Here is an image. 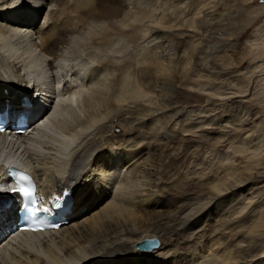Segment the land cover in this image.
<instances>
[{
  "label": "bare ground",
  "instance_id": "1",
  "mask_svg": "<svg viewBox=\"0 0 264 264\" xmlns=\"http://www.w3.org/2000/svg\"><path fill=\"white\" fill-rule=\"evenodd\" d=\"M103 1L30 0L32 7H28L19 5L16 0H0V66L8 70L7 74H0V108L7 109L10 114L16 111L30 112L31 119L36 118L30 134L13 138L0 134V150L5 151L10 147L7 155L0 153V176L4 164L13 163L32 170L45 194H61L63 189L72 190V211L68 214L70 222L59 230L21 232L0 249V264H201L204 250L199 252L191 248V245L201 240L200 237H206L197 226L210 206L215 204L216 209H219L223 193L233 187L232 183L230 188L218 184L205 187V201L197 205L194 202L184 210L180 209L178 199L173 198L176 194L159 193L161 158L174 147L175 141L162 130L155 113L172 109L179 102H183L186 107H194L202 102L201 105H206L209 98L203 95L204 99L193 100L190 98L195 91L193 88H182L177 85L178 82L170 80L165 73L168 64L164 63L163 54L158 55L159 58L150 67V74L140 81L142 86L149 85L157 96V102L149 108L141 103L134 104L137 101L131 94L134 93L131 92L132 81L128 77L123 78L118 72L121 70L124 73L129 62H116L114 54H109L99 63H94V58L90 61L87 59L86 64L92 70L89 73L87 71L86 79L84 67L82 71L76 68V64H72L67 56V50L74 45L72 43H75L77 34L88 33L87 38L96 49L114 47L118 41L115 36L123 35L126 42L127 39L132 41V37L135 38L132 32L135 24L128 21L130 19L122 18L123 22L119 23L128 8V1ZM46 8L44 21L40 23L38 20ZM98 22L105 23L103 29L97 30L96 27L94 33L87 32L92 23ZM204 31L202 36H206V39L218 42L224 39V32L218 27L204 28ZM156 32L164 34L161 29ZM15 36L26 38L28 49L21 52L16 45L5 44ZM170 51L164 52L169 61L172 56ZM31 58L35 59L34 63ZM23 61H28L25 71L20 64ZM104 71L113 76L109 77L110 82L106 83L105 88V83H102L107 79L102 77ZM68 76L71 82H66ZM79 78L81 85L90 89L89 94L83 88L79 90ZM29 84L33 87L32 92ZM60 85L62 89L58 88ZM92 93L98 101L101 99L103 106L97 108L95 113L92 111V117L84 121L77 113L79 100L91 103V98L94 99ZM32 95L46 97L43 106L34 104L35 97ZM54 95L58 96V100L52 105ZM25 97L32 106L23 105ZM40 115L42 117L37 120ZM71 119L77 121L78 127L70 125ZM130 119L139 120L137 124L141 125L144 122L151 124L143 137L151 136L152 140L147 137L138 139L134 131L139 128L126 125ZM46 126L53 133L41 132ZM116 127H121V133H115ZM89 129L93 130L86 133ZM133 136L139 142L137 149H126V146L114 151L118 149L117 143L124 145L131 142ZM30 142H37L36 151L31 153V157L27 155L31 160L38 157L35 162L22 159V152L18 155V147L25 146L26 152H30L33 148H30ZM13 149L16 151L13 152ZM144 155L147 157L144 158ZM135 158L137 161L143 159L139 166L133 167V174L141 179L143 185L141 189L131 191L130 197L123 199L120 194L112 192L110 184H122L126 175L121 178L119 167L123 161L128 163ZM236 182V187H239L244 181L240 179ZM3 195L0 193V204L3 203ZM5 199L16 202L14 196ZM14 216L13 207L0 215V235L11 226ZM186 226L193 231L188 237H182V232L186 231L182 229ZM244 237L247 244L237 246L232 255L227 256L223 251L221 264H257L264 259L262 234L251 232ZM146 238H158L160 245L149 251L139 249L138 244Z\"/></svg>",
  "mask_w": 264,
  "mask_h": 264
},
{
  "label": "rangeland",
  "instance_id": "2",
  "mask_svg": "<svg viewBox=\"0 0 264 264\" xmlns=\"http://www.w3.org/2000/svg\"><path fill=\"white\" fill-rule=\"evenodd\" d=\"M127 1L128 8L120 19H130L128 21L135 24L134 31L132 30L135 38L132 37V41L127 39L126 42V38L119 35L115 36L118 41L116 40L114 47L96 49L91 46L87 38L88 33L77 34L75 43H72L76 46L73 45L67 50V56L72 64H76V68L82 71L84 67L86 79L92 70L88 68L87 59L90 61L94 58L93 62L99 63L109 54H114L113 59L116 62H129L124 73L121 70L118 72L123 78L128 77L132 81L131 92L134 93H130L137 101L134 104L141 103L149 108L157 102V96L149 85L142 86L140 81L150 74V67L155 64L158 55L166 56L165 53L171 50L170 61L165 56L162 57L164 63L168 64L165 72L167 77L174 83L178 82L177 85L182 88H193L196 91H193V96L190 97L193 100H202L203 95L209 98L206 105H201L202 102L194 107H186L183 102H179L172 109L155 113L162 130L175 141L174 147L161 158L158 189L159 193L176 194L172 196L178 199L180 209L184 210L194 202L197 205L205 201V187L218 184L223 188H230L233 184L232 189L223 193L219 209H216L215 204L210 206L197 226L202 229L206 239L200 237L201 240L191 245L192 249L195 248L199 252L204 250L201 264H221L223 251L230 256L237 246L247 244L244 237L246 233L258 232L264 239V0ZM107 2L111 0H105V3ZM47 10L48 8L38 20L40 23L44 21ZM123 19L119 23H122ZM92 24L87 32L94 33L97 28L101 30L105 23ZM209 27L222 30L225 40L218 42L202 36L204 28ZM156 29H161L165 35L157 33ZM5 44H14L21 52L29 47L28 40L20 36H15ZM164 46L167 48L163 51ZM31 59L29 60L34 63L35 59ZM27 63L28 61L20 63L24 66V71ZM0 67V74H7L8 70ZM127 67L130 68L128 71ZM111 76L106 71L103 72V79H108L102 81L105 83L104 88L106 83L110 82L109 77H113ZM67 81L71 82L72 79L68 76ZM77 84L80 85L79 90L83 88L86 94L90 93L87 86L81 85L80 78ZM58 88L62 89V86ZM40 96L37 95V104L43 106L46 97ZM54 97L52 105L58 100V96ZM91 100L94 102L79 100L77 113L84 121L92 117V111L95 113L103 106L101 99ZM70 121L71 126L78 124L76 120ZM137 121L139 122L130 119L128 124L125 121L123 124L139 128L135 127L137 131H134L138 139H151V136L143 137L151 124L144 122L145 124L141 125L137 124ZM61 129L63 131L64 128ZM56 130H59L58 127ZM91 130L93 129L86 133ZM121 130V127H116L115 133L119 134ZM41 132L53 133V130L50 131L46 126ZM133 138L131 137V142H126L127 145L117 143L118 149L115 148L114 151H120L126 146V149H137L139 142ZM33 143L35 144L30 142V148L33 147L30 152H26L25 146L17 148L18 155L23 153L22 159L35 162L38 158L33 156L31 160L27 156L30 154L31 157V153L36 151L37 142ZM9 151L10 147L5 151L1 149L0 153L7 155ZM145 157L147 155H144ZM136 161L137 158L128 163L120 162L121 170L119 169L118 173L120 172L121 178L126 176L122 184L113 181L110 184L112 192L120 194L123 199L130 197L131 191L141 189L143 185L141 179L133 174V167L139 166L143 159ZM240 179L246 183L241 182V186L236 187V181ZM182 231V237H188L193 230L186 226ZM263 260L257 264H264Z\"/></svg>",
  "mask_w": 264,
  "mask_h": 264
},
{
  "label": "snow or ice",
  "instance_id": "3",
  "mask_svg": "<svg viewBox=\"0 0 264 264\" xmlns=\"http://www.w3.org/2000/svg\"><path fill=\"white\" fill-rule=\"evenodd\" d=\"M17 3L19 5H27L28 7H32V4L30 3V0H17ZM33 10H38V9H33ZM39 101V97H36V100L33 101V103H37ZM19 110H23V109H19ZM0 131H3L2 128H0ZM19 176V179L21 181H27L30 179V177H28L27 175H23V174H17ZM2 191V190H0ZM14 193H18L21 194L22 197H26L28 200V205L26 207H24L22 210L27 213L29 216H36L37 213L44 211L47 212L49 211V209L47 208H40L36 206V200L33 196V192H34V187L33 188H25L22 184L19 188L17 189H13L12 190ZM21 209H16L15 211H20ZM3 206L0 205V215L3 214ZM39 230V229H36ZM144 243H148V241H145Z\"/></svg>",
  "mask_w": 264,
  "mask_h": 264
},
{
  "label": "water",
  "instance_id": "4",
  "mask_svg": "<svg viewBox=\"0 0 264 264\" xmlns=\"http://www.w3.org/2000/svg\"><path fill=\"white\" fill-rule=\"evenodd\" d=\"M148 241V243H144ZM160 245V240L158 238H146L140 244H138L139 249L153 250Z\"/></svg>",
  "mask_w": 264,
  "mask_h": 264
}]
</instances>
